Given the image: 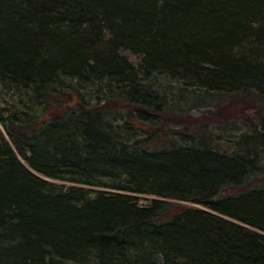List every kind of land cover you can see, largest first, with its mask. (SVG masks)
<instances>
[{"label":"trees","instance_id":"trees-1","mask_svg":"<svg viewBox=\"0 0 264 264\" xmlns=\"http://www.w3.org/2000/svg\"><path fill=\"white\" fill-rule=\"evenodd\" d=\"M64 76L110 86L109 109L127 115L120 132L106 125L73 139L68 125L51 130L52 142L39 137L67 120L75 93ZM0 83L20 85L24 102L49 98L41 116L0 121V264H264V239L216 217L264 233L263 189L248 192L264 178L263 143L246 153L258 161L245 172L250 158L216 130L251 127L264 107V0H0ZM191 142L197 152L182 147ZM18 155L48 179L212 214L49 185Z\"/></svg>","mask_w":264,"mask_h":264},{"label":"bare ground","instance_id":"bare-ground-1","mask_svg":"<svg viewBox=\"0 0 264 264\" xmlns=\"http://www.w3.org/2000/svg\"><path fill=\"white\" fill-rule=\"evenodd\" d=\"M127 55L121 54V56H123L124 58L127 57ZM118 58H120V55H118ZM79 76L80 75L77 74V77ZM61 81L63 83L62 86L65 92L75 93L74 101L72 102L70 106L65 108V113L66 115H68V117L67 116H64V117H66L67 120H60L57 124L45 123L46 125H45L44 132L43 133L41 132L39 134V137H47L45 138V140H47L48 142H52L53 140L52 138H54L56 134L55 133L49 134L51 130L55 128L65 129V127L68 125L70 126L69 129L67 130L69 131V133L64 132V135L66 136L71 135L73 136V139H76V138L81 139V136L83 134L85 135L86 132L92 131L93 129L95 131H100L102 134L109 132L111 129L116 132L118 131L120 132L118 127L123 124V122L126 120L125 117H127V115L125 113V109H121V108H119V110L109 109L108 103L105 101V99H106V96L113 90H111L108 93L107 90L105 89L111 88L110 86H106V88L104 89L103 88L101 89L99 87L93 88L92 87L93 85L86 83V82H81V80L79 81L78 78H75V77L71 78L69 76H64L63 78H61ZM9 98H11L10 102L11 101L15 102L17 100L19 101V103H21L22 101L26 100L27 96H26V93H24V91L20 88V85L10 86L5 83H0V121L6 120L9 117V114H12V112L14 114L18 113L12 110L11 108L10 109L8 108ZM28 100H31L33 102L26 101L25 105L22 104L23 108L20 107V109L22 110L18 113V117L21 119L27 118L29 113L36 112V111H37L36 113L39 112L41 116L42 111H43V106L49 103V98L47 95H38V96L36 95L34 98L32 97V99L29 98ZM262 102L264 104V98ZM36 113H35V116H36ZM253 113H254V116H256L257 120L251 127L245 128L247 130L246 132H243L240 135H237L236 137L230 136V135H226V136L222 135V137H227V140L230 139L229 141L233 148L234 154H238V155L241 154V156L243 157L245 156V157L250 158L251 156L247 155L246 153H249V152L253 153L256 150L258 151L259 148H261L259 146V144L261 143H263V146H264V107L258 108V110L253 111ZM48 117L47 119H49ZM57 117H59V114L56 112H54L52 116H50L51 119L52 118L56 119ZM105 126L108 127L110 130L107 129ZM227 126H223V127H227ZM2 127L3 126L0 122V128ZM94 127L97 129H95ZM220 127L221 125L219 126V128ZM124 131L126 132V130ZM127 133L128 134H126V136L124 137V140L127 143L131 142L132 146L137 148L139 145L138 140L141 139V137L138 136V134L133 133L131 131H128ZM219 137L221 138V134H219ZM4 140L5 141L8 140L6 134L4 135ZM182 147L183 148L186 147L185 149L188 152L194 153L199 150L200 144L197 142H191L190 144L186 143ZM34 149L36 150L37 148L34 147ZM261 150L263 151L264 148ZM140 151L141 149H139L138 151L132 152V153L143 155L141 153H138ZM12 152H13V155L16 157V152L15 151H12ZM26 152H29V151H26ZM30 154L31 153H26L25 158L26 159L29 158ZM89 157L90 155L87 158ZM75 158L73 159L74 162L79 160L78 155ZM16 161H18L17 163H19L21 167L25 169L31 175L35 177L39 176L36 173H34L33 170H31L28 163L24 159H22L19 155ZM252 161L257 162L258 158L247 159L246 164L248 165L249 169H245V172H252L253 166L250 165ZM101 166H102L101 164H97L95 166V169L97 170L99 169L100 171L102 169ZM59 175L61 177L63 174L59 173ZM59 180L60 179H48L44 176H42L41 178V181L49 185H53V184L59 185L57 182H62L63 185H59V186H63L64 189L73 187V188L85 190L86 192H90L93 194L124 195V196L130 197L136 200L137 205L140 207L144 206L146 202H151V201L163 202V203H174L177 205L184 206L186 208L188 207L190 209L198 210V211H201L207 214H212L209 209L199 206L191 201H180V202L170 201V200H166L162 198H157L151 195H138V194L135 195L131 193H121L119 191L109 189V188L101 189V188H93V187H87V186H81V185H74L66 181H59ZM252 180H255V181L250 182L251 183L250 187L252 188L253 186L257 185L256 186L257 188H254V189L248 188V192L254 193L255 191L259 189H263V192L260 194H264V178H260L259 176L256 175L255 177L252 178ZM96 189H99V190H96ZM245 191L246 189H244L243 186L240 187L239 192H241V194H244L243 192ZM95 197L97 198V195H95ZM244 203L246 204L247 202L242 201L239 204L241 205V207H244ZM216 217L230 226L236 227L241 230H245L249 233H252L253 235H257L260 238L264 239V233L249 227L248 225L242 223L239 220L230 219L224 215H219V216L217 215Z\"/></svg>","mask_w":264,"mask_h":264},{"label":"rangeland","instance_id":"rangeland-1","mask_svg":"<svg viewBox=\"0 0 264 264\" xmlns=\"http://www.w3.org/2000/svg\"><path fill=\"white\" fill-rule=\"evenodd\" d=\"M11 98L8 99V105H9L8 108L9 109L11 108L15 112L20 111L21 109H20V106L18 104L19 101L16 100L15 102L14 101L13 102L12 101L10 102ZM25 103L26 102L22 101V104L25 105ZM12 114H14V113L12 112ZM38 114H39V112H38ZM200 114H201V111L194 110V111H191L189 113V116L194 119V118H199L200 117ZM9 116H11V114H9ZM245 128H246V126H244L243 124H241V123H235V124H230L227 127H222V128L221 127L220 128L217 127L216 130H218V132H220L219 134H221V136L222 135H224V136L230 135V136L236 137L237 135H240L241 133L246 132L247 130ZM0 134L3 135V136L5 135V132H4L3 128H0ZM39 177L42 178V176H40V175H39ZM64 178H66V177H64ZM57 183L59 185H63L62 182H57ZM96 190H99V189H96Z\"/></svg>","mask_w":264,"mask_h":264}]
</instances>
